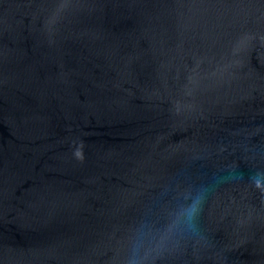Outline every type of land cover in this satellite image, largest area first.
I'll list each match as a JSON object with an SVG mask.
<instances>
[{
  "label": "water",
  "instance_id": "1",
  "mask_svg": "<svg viewBox=\"0 0 264 264\" xmlns=\"http://www.w3.org/2000/svg\"><path fill=\"white\" fill-rule=\"evenodd\" d=\"M264 264V0H0V264Z\"/></svg>",
  "mask_w": 264,
  "mask_h": 264
},
{
  "label": "clouds",
  "instance_id": "2",
  "mask_svg": "<svg viewBox=\"0 0 264 264\" xmlns=\"http://www.w3.org/2000/svg\"><path fill=\"white\" fill-rule=\"evenodd\" d=\"M207 190L192 189L182 195L168 213L167 222L154 229L142 225L129 237L124 264H155V260L170 244L185 237L197 238L200 234L198 218L203 210Z\"/></svg>",
  "mask_w": 264,
  "mask_h": 264
}]
</instances>
